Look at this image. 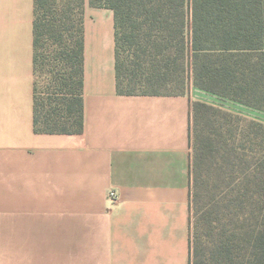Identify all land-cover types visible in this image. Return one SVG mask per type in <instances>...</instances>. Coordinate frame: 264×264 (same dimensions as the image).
I'll return each instance as SVG.
<instances>
[{
  "label": "crops",
  "instance_id": "0c3cea01",
  "mask_svg": "<svg viewBox=\"0 0 264 264\" xmlns=\"http://www.w3.org/2000/svg\"><path fill=\"white\" fill-rule=\"evenodd\" d=\"M33 20L34 0H0V264H190L191 105L208 93L118 94L113 11L86 4L83 131L36 133Z\"/></svg>",
  "mask_w": 264,
  "mask_h": 264
},
{
  "label": "trees",
  "instance_id": "16d2710c",
  "mask_svg": "<svg viewBox=\"0 0 264 264\" xmlns=\"http://www.w3.org/2000/svg\"><path fill=\"white\" fill-rule=\"evenodd\" d=\"M114 15L116 91L174 95L192 83L264 111V0H34L33 126L84 127V9ZM190 264H264V124L194 101Z\"/></svg>",
  "mask_w": 264,
  "mask_h": 264
},
{
  "label": "rangeland",
  "instance_id": "374dc122",
  "mask_svg": "<svg viewBox=\"0 0 264 264\" xmlns=\"http://www.w3.org/2000/svg\"><path fill=\"white\" fill-rule=\"evenodd\" d=\"M186 84H185V87L181 90H178L176 92H186L188 90H190V88L193 86V83H192V78H191V68H190V65H188V69H187V72H186ZM197 88V87H196ZM208 93V92H207ZM209 95V98H208V103L210 104H213L215 106H218L224 110H227V111H230V112H233L234 113V107H233V103H238V102H235V101H232L230 99H226V98H223V97H220L218 95H215V94H211V93H208ZM246 118V117H245Z\"/></svg>",
  "mask_w": 264,
  "mask_h": 264
},
{
  "label": "built area",
  "instance_id": "2783aa9c",
  "mask_svg": "<svg viewBox=\"0 0 264 264\" xmlns=\"http://www.w3.org/2000/svg\"><path fill=\"white\" fill-rule=\"evenodd\" d=\"M118 198V195L116 194L115 191H109L108 193V199L111 201V202H115Z\"/></svg>",
  "mask_w": 264,
  "mask_h": 264
}]
</instances>
